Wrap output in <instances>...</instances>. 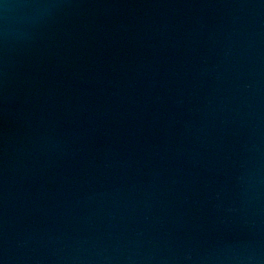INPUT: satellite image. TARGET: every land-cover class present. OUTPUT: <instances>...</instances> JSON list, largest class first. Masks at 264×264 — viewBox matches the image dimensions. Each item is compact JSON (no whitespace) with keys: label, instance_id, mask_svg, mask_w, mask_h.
I'll return each mask as SVG.
<instances>
[{"label":"water","instance_id":"water-1","mask_svg":"<svg viewBox=\"0 0 264 264\" xmlns=\"http://www.w3.org/2000/svg\"><path fill=\"white\" fill-rule=\"evenodd\" d=\"M0 264H264V0H0Z\"/></svg>","mask_w":264,"mask_h":264}]
</instances>
